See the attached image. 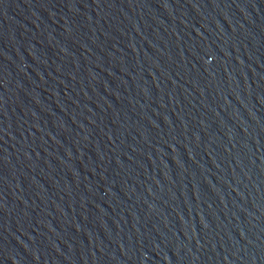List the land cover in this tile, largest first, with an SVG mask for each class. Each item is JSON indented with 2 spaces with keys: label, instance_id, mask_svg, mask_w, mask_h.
Returning <instances> with one entry per match:
<instances>
[{
  "label": "water",
  "instance_id": "95a60500",
  "mask_svg": "<svg viewBox=\"0 0 264 264\" xmlns=\"http://www.w3.org/2000/svg\"><path fill=\"white\" fill-rule=\"evenodd\" d=\"M0 264H264V0H0Z\"/></svg>",
  "mask_w": 264,
  "mask_h": 264
}]
</instances>
